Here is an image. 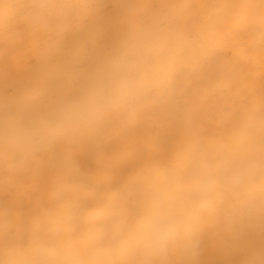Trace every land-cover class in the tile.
I'll use <instances>...</instances> for the list:
<instances>
[{
	"label": "bare ground",
	"instance_id": "1",
	"mask_svg": "<svg viewBox=\"0 0 264 264\" xmlns=\"http://www.w3.org/2000/svg\"><path fill=\"white\" fill-rule=\"evenodd\" d=\"M0 0V111L26 97L41 108L76 95L144 29L168 38L165 74L128 114L56 140L23 163L0 154V264L39 241L95 245L94 264H257L255 225L225 216L244 191L207 211L200 254L144 257L97 243V214L134 223L160 175L211 153L264 160V0H89L82 22L31 30ZM85 64V65H84Z\"/></svg>",
	"mask_w": 264,
	"mask_h": 264
},
{
	"label": "clouds",
	"instance_id": "2",
	"mask_svg": "<svg viewBox=\"0 0 264 264\" xmlns=\"http://www.w3.org/2000/svg\"><path fill=\"white\" fill-rule=\"evenodd\" d=\"M89 0H26L16 5L19 22L31 30L63 31L90 14ZM2 15V13H0ZM168 38L141 30L131 45L108 60L102 70L69 98L42 109V101L26 97L0 111V154L23 163L46 152L61 138L95 131L108 118L130 113L165 74ZM253 152L195 156L181 169L168 170L147 192L134 223L122 217L109 223L97 214V243L144 257L179 251L191 260L200 254L204 217L222 202L223 190L247 195L229 204L225 216L255 225L264 215V160ZM99 249L83 248L71 239L39 241L30 258L12 264H94ZM257 264H264L260 259Z\"/></svg>",
	"mask_w": 264,
	"mask_h": 264
},
{
	"label": "rangeland",
	"instance_id": "3",
	"mask_svg": "<svg viewBox=\"0 0 264 264\" xmlns=\"http://www.w3.org/2000/svg\"><path fill=\"white\" fill-rule=\"evenodd\" d=\"M85 65V64H84Z\"/></svg>",
	"mask_w": 264,
	"mask_h": 264
}]
</instances>
